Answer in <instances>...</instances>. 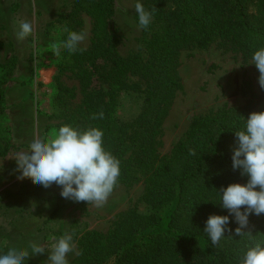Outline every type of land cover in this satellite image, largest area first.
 Masks as SVG:
<instances>
[{"label": "trees", "instance_id": "trees-1", "mask_svg": "<svg viewBox=\"0 0 264 264\" xmlns=\"http://www.w3.org/2000/svg\"><path fill=\"white\" fill-rule=\"evenodd\" d=\"M146 2L147 9L153 10V21L144 28L147 60L141 56L123 59L115 44L106 43L102 32L105 21L115 14V0L88 1L95 21L91 49L69 53L61 47L58 56L60 74L71 72L80 81L83 99L75 106L76 89L59 82L49 117L54 122L46 127L45 137L64 124L101 128L106 149L120 161L121 175L114 190L143 183L141 201L148 208V213L130 209L115 215L107 234L88 231L74 237L79 254L71 264H238L246 247L264 242V214L250 215L244 231L252 235L241 237L235 233L239 225L230 217L229 230L218 245L211 244L203 229L209 215L228 214L220 207L217 190L247 181L239 169H233L232 154L238 147L235 131L250 113L222 109L195 117L170 156L162 159L158 140L179 87V51L187 46L207 49L225 40L251 58L257 48L264 47V0ZM79 25L64 27L60 42L67 30L79 31ZM132 70L145 81L147 90L139 112L123 120L117 114V102ZM9 75L0 81V115L7 110L2 85ZM101 111L103 119L92 118ZM13 147L8 120L7 126L0 123V157ZM172 205L168 231L162 232V213Z\"/></svg>", "mask_w": 264, "mask_h": 264}, {"label": "rangeland", "instance_id": "rangeland-1", "mask_svg": "<svg viewBox=\"0 0 264 264\" xmlns=\"http://www.w3.org/2000/svg\"><path fill=\"white\" fill-rule=\"evenodd\" d=\"M88 1L97 0H0V81L13 72L19 61L16 56H21L23 70L18 75L17 86L23 88L25 100L29 102L23 107V113L37 115L39 110L46 127L54 122L49 117L54 113L59 82L76 89L75 106L82 102L80 81L71 72L60 74L56 64L59 58L52 49L60 44L62 29L74 22H79L78 30L86 34L80 46L86 51L91 49L95 21L89 12ZM135 2L115 0V14L105 21L106 28L102 34L107 37L106 43L111 41L115 44L117 53L123 59L141 56L147 60L143 49L145 30L137 23ZM141 2L147 9L146 0ZM10 12L15 31L21 21H29L33 26V33L27 38L26 45L12 43L13 34L6 18ZM60 17L61 24H56ZM14 61L15 64L11 65ZM251 62V58L244 57L242 52L225 40L207 49L187 46L179 51L176 66L179 87L162 121L158 140L160 159L170 156L174 146L189 130L193 119L199 115L222 109L248 113L264 110V89L258 82L259 71ZM125 83L117 102V114L123 120H129L139 112L147 85L134 70ZM11 87L2 90L5 94L16 90ZM8 109L10 114L16 112L15 106H7L6 112L0 115L2 126L8 125ZM16 165L13 157L0 160V251L14 245L26 246L32 240L48 246L54 238L65 233L72 234L73 239L88 231L107 234L113 226L115 215L130 209L148 213L147 206L141 201L144 185L139 183L130 189L118 186L109 196V201L99 207L88 202H82L77 208L71 205L70 220H67L66 216L56 213L61 208L58 201L45 203L40 199L26 201L25 198L15 201L14 188L5 184L17 177ZM23 190L25 192L26 187ZM55 205L58 209L51 213ZM174 206H169L162 213V232L168 231ZM117 209L119 211L114 212ZM68 221L71 222L69 231L66 229ZM73 242V252L68 255L70 264L79 254L78 246ZM46 260L47 253H44L27 258V264H45Z\"/></svg>", "mask_w": 264, "mask_h": 264}, {"label": "clouds", "instance_id": "clouds-1", "mask_svg": "<svg viewBox=\"0 0 264 264\" xmlns=\"http://www.w3.org/2000/svg\"><path fill=\"white\" fill-rule=\"evenodd\" d=\"M137 23L147 28L153 18V10L144 7L141 0L135 2ZM33 33L29 21H21L15 32L16 39L24 41ZM83 31L67 30V36L52 51L61 54V47L69 53L83 51ZM259 71L258 82L264 89V47L257 48L251 57ZM104 113L93 114V119H103ZM238 147L232 154V167L247 176L246 183H230L217 190L220 207L228 214H212L205 221L203 233L213 245H218L229 230L230 217L239 225L237 235L251 236L244 231L250 215L264 214V111L252 112L240 130L235 131ZM195 155V150H191ZM18 179L31 177L45 188L53 183L60 186V195L73 201H86L102 206L113 192L121 175L120 161L104 145V132L90 126L78 128L61 125L50 137H37L29 145V151L15 156ZM243 206V209H242ZM73 235L65 233L54 238L46 246L36 240L25 245H14L0 251V264H27V258L47 253L45 264H70L68 255L73 252ZM238 264H264V242L246 247Z\"/></svg>", "mask_w": 264, "mask_h": 264}, {"label": "crops", "instance_id": "crops-1", "mask_svg": "<svg viewBox=\"0 0 264 264\" xmlns=\"http://www.w3.org/2000/svg\"><path fill=\"white\" fill-rule=\"evenodd\" d=\"M12 14L11 12L7 14L6 18L8 19V24L10 25V33L13 34V40L12 43L17 46L26 45L28 43V39L26 38L24 41H19L15 37V29L13 25L12 16H9ZM25 47V46H24ZM21 57V56H20ZM16 58L19 60L17 62L16 68L13 70V72L6 78L5 83L2 85V88L5 89V87H11V89L16 88V90H13L10 93H6V103L8 107L15 106L16 112L15 114H10V110L8 109V113L10 114L9 118V125L12 131V144L14 147L10 150V152L5 157H0L1 159L5 158H11L13 157L15 159V156L20 152H27L29 151V145L32 142L34 138L37 137H45V129H46V123L42 120V115H40L37 111V115L34 114H25L23 113L26 105H28V101L25 100V95L23 94V88L20 86H17L18 83V75L22 72V58ZM25 63H23L24 65ZM16 162V159H15ZM17 164V162H16ZM15 173H17V177L13 178L12 181L9 183H6L5 186H12L14 188V196L15 201L25 198L26 201L28 199L35 200L40 199L44 201L45 203L48 202H56L58 201L61 205L60 211L56 212L58 215L66 216L67 220H70V208L71 205H74L75 208H77L79 205L82 204V201H73L69 199H65L60 195L61 188L60 186L53 183L50 187L45 188L42 185L38 184L35 180H33L31 177H25L23 179H18V176L20 173L17 170V165L15 168ZM26 187V190L24 192L23 188ZM109 201V200H108ZM111 203V201H110ZM54 206V205H53ZM53 211L55 209L57 210V206L51 208ZM119 211L118 209L114 212ZM57 215V214H56ZM56 217H59V216ZM71 227V222L68 221L66 225V229L69 231ZM74 240V239H73Z\"/></svg>", "mask_w": 264, "mask_h": 264}]
</instances>
